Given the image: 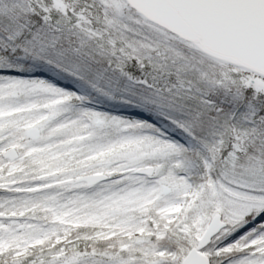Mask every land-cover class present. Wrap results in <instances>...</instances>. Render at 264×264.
<instances>
[{
  "label": "snow or ice",
  "instance_id": "1",
  "mask_svg": "<svg viewBox=\"0 0 264 264\" xmlns=\"http://www.w3.org/2000/svg\"><path fill=\"white\" fill-rule=\"evenodd\" d=\"M0 264H264V0H0Z\"/></svg>",
  "mask_w": 264,
  "mask_h": 264
}]
</instances>
